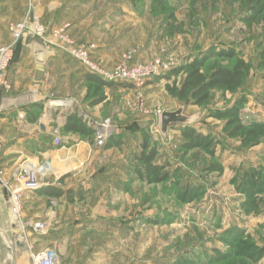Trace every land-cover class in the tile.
I'll return each mask as SVG.
<instances>
[{"label":"rangeland","instance_id":"1","mask_svg":"<svg viewBox=\"0 0 264 264\" xmlns=\"http://www.w3.org/2000/svg\"><path fill=\"white\" fill-rule=\"evenodd\" d=\"M151 2L130 0L129 4L141 7L143 12L137 19L138 28L130 33L122 29L116 32L117 37L124 33L129 39L126 37L124 43L118 44L119 54L113 64L93 56L95 44L72 39L64 26L49 28L35 14L34 0L27 2L25 13L31 8L48 32L62 29L61 34L72 40L71 47L92 45L86 50L88 60L100 70L113 71L124 60L133 67L157 63L179 66L187 57L227 48L235 49L238 57L251 65L238 90L233 93L212 90L208 103L202 106L171 97L161 76L151 77L140 87L111 81L113 87H106L100 117L85 112L77 117L93 133L95 124L107 119L111 136L117 134L122 141L121 148L103 150V146H95L93 139L64 131L63 120H58L62 115L54 114L51 125L59 140L57 145L65 144L73 134L88 142L97 151L91 171L106 179L94 182L93 189L78 201L60 207H65L71 217H57L59 223L73 220L80 225V221L87 219L82 222L85 232L73 235L69 259L76 263L83 259L89 264H264V8L252 12L257 4L264 5V0H168L166 11L151 7ZM55 39L66 50L69 48L63 39ZM232 62L214 56L207 61L206 68ZM181 77L182 74L176 76L177 84ZM78 89H84V95H72L77 102L69 99L67 104L61 101V106L85 103L92 110L95 104H90L92 97L87 94L84 75ZM241 99L244 101L239 103ZM179 106L185 115L195 116V120L191 124H173L164 136L156 113L173 111ZM233 108L239 109L242 123L255 122L262 127L258 137L250 138L247 144L243 142L244 136H230L223 129L225 118L218 115ZM184 125H192L207 137L206 141H212L211 148L183 150ZM144 133L150 146L158 147L155 160L165 165L161 173L167 174L163 181L147 182L135 172L140 163L134 155L141 151ZM122 159L126 163L122 168L115 170L108 164L105 169V163ZM250 179L256 184H251ZM54 201L60 205L57 199ZM97 210L102 217H78ZM47 220L53 225V218ZM1 229L0 261L6 264H31L27 248L36 251L51 247L46 236L29 232L28 241L17 246L18 232L13 225ZM98 245H102V254L92 256Z\"/></svg>","mask_w":264,"mask_h":264},{"label":"crops","instance_id":"2","mask_svg":"<svg viewBox=\"0 0 264 264\" xmlns=\"http://www.w3.org/2000/svg\"><path fill=\"white\" fill-rule=\"evenodd\" d=\"M27 2L28 0H0V43L9 41V25L23 17ZM129 2L130 0H34V11L49 28L64 26L65 33L72 39L94 43L92 55L113 64L119 54L118 44L124 43L127 37L124 33L117 34V37L116 32L122 29L123 32L130 33L135 27L138 28L137 19L143 12L141 7L136 8ZM109 37L112 40H108ZM117 40L120 42L116 43ZM84 73L62 42L51 38L49 33L45 37L27 36L18 43L7 70L11 88L7 92L0 90V168L11 178L14 166L24 158L46 165L44 185L39 190L24 195L22 213L24 217L53 218V225L46 237L56 250L60 264H89L83 259L80 263L69 259L70 249L74 245L73 235L85 232L86 227L82 222L87 219L80 221V225L73 220L57 222V217H71L67 215L65 207L61 209L62 206L67 202L78 201L81 195L84 196L85 192L93 189L94 182L106 181L103 176L97 177V172L91 171L97 151L88 142L79 140L73 134L61 146L53 143L51 121L54 114L58 117L62 115L58 120H63L64 123L66 115L72 112L76 116L85 112L94 118L100 117L99 110L104 100L93 105L92 110L85 103H76V94L84 95V89H78ZM105 90L106 87L104 94L107 95ZM72 95L76 97L71 98ZM69 99L76 101V105L61 106V101L67 104L69 101L66 100ZM115 147L122 146L120 144L113 146ZM120 156L124 157L123 151ZM123 162L122 159L115 163H105V169H108L109 164L117 170L126 164ZM45 187L59 188L62 194L57 197L45 194ZM55 199L60 203L59 206ZM98 211L78 217H102ZM0 217H3L0 219L2 228L12 225V216L3 197ZM102 245L96 247L92 256L102 254ZM23 253L27 257V252ZM0 264L6 262L0 261Z\"/></svg>","mask_w":264,"mask_h":264},{"label":"trees","instance_id":"3","mask_svg":"<svg viewBox=\"0 0 264 264\" xmlns=\"http://www.w3.org/2000/svg\"><path fill=\"white\" fill-rule=\"evenodd\" d=\"M151 7L166 11L168 0H152ZM264 5H256L252 8V12L256 13ZM249 16L244 20H248ZM214 56L223 57L233 62L229 65H216L209 70L206 68L207 61ZM251 65L243 58L238 57L237 52L233 48L220 49L204 52L203 54L195 55L187 58L179 66L172 68L167 73L161 75L160 78L165 79V89L167 93L176 98L180 102H188L189 104L202 106L208 103L210 99V92L217 90L222 93H233L240 86L243 85ZM180 82L176 83V76L181 75ZM158 78V77H157ZM172 80V83L169 81ZM84 79L87 83V94L92 97L90 104H97L105 99L104 88L111 87L114 82L106 81L100 76L85 72ZM124 87L129 85L123 84ZM241 99L239 103L243 102ZM225 118L224 131L228 132L230 136H244V143L250 138L255 139L262 132V127L258 123L244 124L240 119V111L237 108L221 112L218 115ZM66 132L78 133L81 136L87 137L92 141L93 130L83 123L75 114H68L66 121L62 127ZM181 135L185 142L181 145L183 150H190L193 148L202 147L206 150L212 146V141H206V136H203L195 130L192 125H184L181 128ZM115 136V137H114ZM121 139L117 135L109 137L103 148L107 149L113 146H120ZM158 154L157 146H150L149 137L146 133L143 134V141L141 143V151L134 155L135 159L140 164L135 167V172L139 177H142L147 182H160L167 178L166 173H161L165 165L157 163L156 156ZM251 184H256L257 181L250 179ZM45 194L50 196H60L62 190L56 187H45Z\"/></svg>","mask_w":264,"mask_h":264},{"label":"built area","instance_id":"4","mask_svg":"<svg viewBox=\"0 0 264 264\" xmlns=\"http://www.w3.org/2000/svg\"><path fill=\"white\" fill-rule=\"evenodd\" d=\"M9 33V41L0 43V90L5 92L11 88V84L7 78V70L14 58L15 47L23 37L27 36L45 37L49 33L54 38L63 39L69 46L67 48L68 52L72 56L77 57L86 66L88 72L94 73L106 81H122L140 87L151 77L161 76L177 66V64L157 63L153 66L133 67L124 60L113 71L100 70L88 60L86 50L91 49L92 45L71 47L72 40L61 34L62 29H51L48 32L46 26L31 13V8L27 9V12L21 19L10 23ZM161 112L160 110L157 111L158 117ZM94 130L93 140L95 146L101 147L111 136L109 121L105 119L96 123ZM54 134L53 143L58 144L59 140ZM1 146L2 140L0 137V149ZM46 171V167L43 164L36 163L29 158L20 160L14 166L11 178L7 177L4 170L0 168V196L5 200L9 213L12 216L10 217L12 225L18 232L15 242L21 243V246L28 241V232L36 236H46L49 233L50 225L47 219L24 217L22 213L24 195L28 192H35L44 185L43 181ZM26 251L29 253L31 264H60L59 256L52 247H43L36 251L27 248Z\"/></svg>","mask_w":264,"mask_h":264},{"label":"water","instance_id":"5","mask_svg":"<svg viewBox=\"0 0 264 264\" xmlns=\"http://www.w3.org/2000/svg\"><path fill=\"white\" fill-rule=\"evenodd\" d=\"M195 120V116H187L183 113V107L179 106L173 111L163 110L159 116L160 131L165 136L170 126L176 123L191 124ZM46 167V165H44ZM0 212H1V196H0ZM0 231H2L0 227ZM21 246V243H16ZM12 264H15L12 262Z\"/></svg>","mask_w":264,"mask_h":264}]
</instances>
